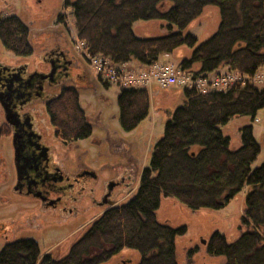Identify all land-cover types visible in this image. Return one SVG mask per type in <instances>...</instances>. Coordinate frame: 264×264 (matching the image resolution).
Instances as JSON below:
<instances>
[{"label": "trees", "instance_id": "trees-1", "mask_svg": "<svg viewBox=\"0 0 264 264\" xmlns=\"http://www.w3.org/2000/svg\"><path fill=\"white\" fill-rule=\"evenodd\" d=\"M207 6L218 9L220 22L215 33L196 46V39L182 31ZM63 7L71 9L76 39L88 53L114 64L148 67L185 46L193 49L192 54L177 67L193 78L227 67L251 79L264 70V0H63ZM152 20L166 22L167 34L134 36L133 23ZM0 43L15 57L32 54L29 30L15 16L0 17ZM76 65L81 69L79 62ZM96 81L105 89L110 86ZM182 93L183 104L167 117L163 134L151 149L149 167L142 171L127 203L101 214L61 259L41 256L36 242L24 238L4 244L0 264H105L124 249L139 253L138 264H177L174 240L183 229L158 224L155 211L160 197L172 198L190 210L217 211L244 186L249 191L242 223L251 230L231 244L216 233L206 250L223 257L224 264H264V163L250 167L259 146L251 126H245L239 131L240 147L230 151L229 139L220 130L236 116L253 121L264 108V90L246 81L225 91L183 88ZM149 100L144 89L120 88L116 106L123 132L134 130L146 118ZM46 110L63 139L90 135L76 88L63 89L48 101Z\"/></svg>", "mask_w": 264, "mask_h": 264}, {"label": "rangeland", "instance_id": "rangeland-1", "mask_svg": "<svg viewBox=\"0 0 264 264\" xmlns=\"http://www.w3.org/2000/svg\"><path fill=\"white\" fill-rule=\"evenodd\" d=\"M8 16L19 18L28 28L32 54L23 58L15 57L6 51L0 43V64L14 66L23 63L27 64L29 71L35 69L44 72L49 69V66L43 61V56L49 51H60L67 54L68 59L75 64V68L71 69L70 73L73 76L78 74L80 81H66L61 86L77 88L80 94V107L94 127L91 143L95 148L88 143L87 148L91 149V154L96 152L98 154L94 162L99 176V182L95 186L96 198L99 197L101 182L106 180L112 171L116 170L117 172L119 168L128 165V163L134 164L131 169L133 177L137 178L134 177L133 180L135 191L138 183L137 176H140L141 172L149 167L150 152L147 147L154 146L161 138L167 121L165 112L174 111L183 104V88L160 91L152 86L147 90L150 100L146 118L134 130L123 132L118 124L116 106L120 88L114 85H110L108 89L103 88L101 83L95 80V76L89 73L85 62L72 50V44L75 42L73 37L75 28L71 9L63 7V0H0V17ZM58 16H62L63 21H58ZM219 22L218 9L207 6L201 15L182 31V34L192 35L196 39L197 46L215 33ZM175 30L176 28L173 27V31ZM132 32L137 38L160 37L167 34V24L160 20L137 21L132 24ZM192 51L193 49L185 46L179 47L172 53L170 62L177 65L182 59H188ZM78 62L81 69L76 65ZM258 73L264 76V70H260ZM61 86L57 85L50 92L57 94ZM253 86L258 90H264V87L257 83H254ZM36 107L42 109L41 104ZM254 119L257 121L236 116L231 118L225 126L220 127L222 134L229 139V150L235 151L241 145L240 129L251 126L253 138L259 146V154L251 164V169L264 163V108L257 112ZM105 129L108 133L105 132ZM121 143L124 144L121 150L112 146V144L118 146ZM2 146L6 159L11 161L12 155L8 139L2 138ZM8 170H13L11 163L8 165ZM248 191L249 187L244 186L224 208L217 211L190 210L172 198L160 197L159 207L155 211V219L158 224L166 225L174 230L183 229V233L176 236L174 240L177 264L225 263L223 257L210 255L205 244L216 233L222 235L226 242L231 244L243 233L251 230L250 227L242 223L244 202ZM1 194L3 197L5 196L0 189V197ZM130 198L131 196H127L123 191L115 197L118 204H125ZM3 199V201L6 200ZM15 205H18L20 210L14 205L0 204V223H8L12 228L11 232L0 230V250L5 244V239L8 240L7 242H11L27 238L36 242L41 256L48 254L54 260L64 257L71 245L84 234V231L77 229L80 224L87 223L86 227L88 228L107 209L92 207L80 218L70 222L60 221L57 216H52V213L48 212L44 214L45 216L40 219V222H36L35 227H29L22 224L24 218L20 217L26 207L22 204ZM88 205V199L81 203L82 207ZM201 239L206 242L204 245L200 243ZM140 259L141 256L138 252L124 249L105 264H138Z\"/></svg>", "mask_w": 264, "mask_h": 264}, {"label": "flooded vegetation", "instance_id": "flooded-vegetation-1", "mask_svg": "<svg viewBox=\"0 0 264 264\" xmlns=\"http://www.w3.org/2000/svg\"><path fill=\"white\" fill-rule=\"evenodd\" d=\"M43 61L49 66L44 72L29 71L27 64L23 63L14 66L0 64V189L5 194L4 197L1 194L0 204L26 207L20 217L24 218L22 224L29 227H35L48 212L60 221L70 222L92 207L108 210L119 205L115 199L119 192L132 196L136 191L133 182L136 176L133 177L131 169L134 164L128 163L117 172L112 171L101 182L96 198L95 186L99 176L94 162L98 154H91V149L87 148L88 144L92 145L93 124L88 121L91 127L88 137L66 140L56 131L46 110L50 99L71 87L61 85L70 80L80 81V76L70 73L75 64L63 52L49 51ZM49 62L53 63L52 67ZM57 85L61 86L59 92H50ZM38 104L42 109L36 107ZM3 137L10 144L11 161L6 159L2 150ZM112 146L121 150L124 144ZM91 147L95 148L94 145ZM152 148L149 145L147 150L151 153ZM10 163L12 171L8 170ZM137 177L139 183L140 176ZM86 199L89 205L82 207L81 203ZM109 202L114 204L109 206ZM86 225L82 223L77 229L85 232ZM0 230L11 232L12 228L8 223H0ZM7 241L5 239V243Z\"/></svg>", "mask_w": 264, "mask_h": 264}, {"label": "built area", "instance_id": "built-area-1", "mask_svg": "<svg viewBox=\"0 0 264 264\" xmlns=\"http://www.w3.org/2000/svg\"><path fill=\"white\" fill-rule=\"evenodd\" d=\"M73 49L80 58L87 62L88 70L96 79L120 88L144 90H148L152 86L161 90L195 88L197 91L205 93L213 90L225 91L236 83L246 81L264 87L263 75L256 74L251 79H247L227 68L193 78L179 70L176 65L165 60L168 57L167 54L163 55L164 60H158L148 67H133L128 64H114L109 58L101 55H90L85 45L78 40L75 41Z\"/></svg>", "mask_w": 264, "mask_h": 264}, {"label": "crops", "instance_id": "crops-1", "mask_svg": "<svg viewBox=\"0 0 264 264\" xmlns=\"http://www.w3.org/2000/svg\"><path fill=\"white\" fill-rule=\"evenodd\" d=\"M73 37H74V39H76V32L74 31V33H73ZM171 55H168V58H166L165 60H167V61H170L171 60ZM161 60H164L162 57L160 58ZM130 66H133V67H140L139 65H137V64H134V63H128ZM177 64V63H176Z\"/></svg>", "mask_w": 264, "mask_h": 264}, {"label": "water", "instance_id": "water-1", "mask_svg": "<svg viewBox=\"0 0 264 264\" xmlns=\"http://www.w3.org/2000/svg\"><path fill=\"white\" fill-rule=\"evenodd\" d=\"M49 64H50V66L52 67L53 63H52V62H49ZM165 113H166L167 117L169 118V115H171L172 111H167V112H165ZM113 204H114L113 202H109V203H108L109 206H112ZM200 241H201V244H203V245L206 243V242H205L204 240H202V239H201Z\"/></svg>", "mask_w": 264, "mask_h": 264}]
</instances>
